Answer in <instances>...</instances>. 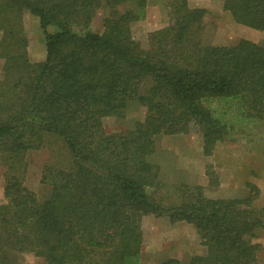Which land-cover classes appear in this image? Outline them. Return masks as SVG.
<instances>
[{
	"label": "trees",
	"instance_id": "16d2710c",
	"mask_svg": "<svg viewBox=\"0 0 264 264\" xmlns=\"http://www.w3.org/2000/svg\"><path fill=\"white\" fill-rule=\"evenodd\" d=\"M235 23L264 32V0H223ZM148 0H0V159L7 168L0 204V264L31 253L46 264H145L148 216L192 225L204 254L158 264H257L264 207L214 195L221 180L207 165L208 186L189 174L176 199L160 197L159 166L149 158L160 135L202 134L203 154L217 144L264 140V45L204 43L206 9L188 0L167 6L169 23L144 40L133 26ZM105 9L103 31L91 24ZM39 19L46 56L32 62L25 19ZM145 110L129 130L107 134L104 119ZM44 134L59 137L70 164L44 166L40 202L15 172ZM16 256V255H15ZM13 264V263H12Z\"/></svg>",
	"mask_w": 264,
	"mask_h": 264
},
{
	"label": "rangeland",
	"instance_id": "374dc122",
	"mask_svg": "<svg viewBox=\"0 0 264 264\" xmlns=\"http://www.w3.org/2000/svg\"><path fill=\"white\" fill-rule=\"evenodd\" d=\"M173 0H148L146 17L133 26V35L137 40H144L147 34L166 27L169 23L167 6ZM191 8L206 9V30L204 43L215 46H234L241 40H249L264 45V32L235 23L229 11L224 10L223 0H188ZM107 15L100 9L91 29L103 31L102 21ZM25 32L29 40L28 54L32 62L45 59L46 49L39 19L27 16ZM1 39V32H0ZM4 61L0 59V79ZM145 110L132 104L124 117L104 119L107 134L129 130L144 118ZM155 153L149 158L152 164L159 166V182L162 189L160 197L173 201L176 199V188L186 181L189 174L198 177V184L207 187L206 166L213 165L220 176L221 184L214 195L218 198H241L244 190L250 193L247 185H255L260 196L254 205H264V140H247L236 136L233 140L217 144L211 157L203 154L202 134L197 130L188 135H160L156 137ZM70 152L64 142L55 135L44 134L42 147L31 150L18 166L17 174L24 180L25 186L33 191L40 202L50 195V187L41 183L45 165L70 164ZM7 168L0 159V204L4 203L5 173ZM261 186V189L260 187ZM249 196V194H248ZM141 260L145 264H158L168 259L187 261L191 256L202 255L205 249L199 245V239L192 225L171 223L167 217L148 216L142 222ZM254 242L261 245L257 264H264V236L260 235ZM16 255V256H15ZM11 254V264H46L43 259L31 253Z\"/></svg>",
	"mask_w": 264,
	"mask_h": 264
},
{
	"label": "crops",
	"instance_id": "0c3cea01",
	"mask_svg": "<svg viewBox=\"0 0 264 264\" xmlns=\"http://www.w3.org/2000/svg\"><path fill=\"white\" fill-rule=\"evenodd\" d=\"M258 187H260V189H261V186L258 185ZM262 189H263V192L262 193H264V188H262ZM243 193L245 194V196H243V197L244 198H247L248 197V194H249L248 191L247 190H244ZM237 198H222V199H237ZM255 207L262 208V207H264V205L263 206H258V205L255 204ZM261 235L264 236V232L261 233ZM263 248H264V246H263Z\"/></svg>",
	"mask_w": 264,
	"mask_h": 264
}]
</instances>
